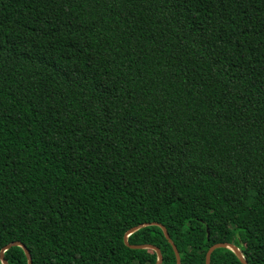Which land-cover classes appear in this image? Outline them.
<instances>
[{
  "label": "trees",
  "instance_id": "trees-1",
  "mask_svg": "<svg viewBox=\"0 0 264 264\" xmlns=\"http://www.w3.org/2000/svg\"><path fill=\"white\" fill-rule=\"evenodd\" d=\"M150 224L264 264V0H0V251L175 264Z\"/></svg>",
  "mask_w": 264,
  "mask_h": 264
},
{
  "label": "water",
  "instance_id": "water-1",
  "mask_svg": "<svg viewBox=\"0 0 264 264\" xmlns=\"http://www.w3.org/2000/svg\"><path fill=\"white\" fill-rule=\"evenodd\" d=\"M145 226H149V225H141V226H138V227H135V228H132L130 230H128L124 235H123V243L125 245H127L126 243V238L133 232H135L136 230L142 228V227H145ZM150 226H157L161 232H162V235L164 237V239L166 240V242L170 245L171 247V250L173 252V255H174V260H175V264H180V260H179V256H178V253H177V250L175 248V246L172 244V242L170 241V239L168 238V235L165 231V229L163 227H161L160 225H157V224H150ZM12 246H15V247H18L22 250L25 258H26V264H31V259L29 257V254L27 252V250L19 243L17 242H13L7 246H5L1 251H0V262L1 264H6L5 261L2 259V253L8 249L9 247H12ZM128 248L130 249H136V250H151L155 253L156 255V262L155 264H160L161 262V256H160V253L159 251L156 249V248H153V247H150V246H142V245H138V246H129L127 245ZM216 249H227L229 250L231 253H233V255L237 258V260L241 263V264H246L241 253L238 251V249L232 245H229V244H214L212 246H210L205 255H204V264H209V261H210V255L211 253L216 250Z\"/></svg>",
  "mask_w": 264,
  "mask_h": 264
}]
</instances>
